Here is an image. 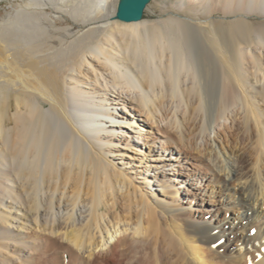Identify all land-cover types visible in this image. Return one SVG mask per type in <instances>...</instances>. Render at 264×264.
<instances>
[{
	"label": "bare ground",
	"instance_id": "obj_1",
	"mask_svg": "<svg viewBox=\"0 0 264 264\" xmlns=\"http://www.w3.org/2000/svg\"><path fill=\"white\" fill-rule=\"evenodd\" d=\"M22 1L0 23V264H264V0L156 22Z\"/></svg>",
	"mask_w": 264,
	"mask_h": 264
},
{
	"label": "rangeland",
	"instance_id": "obj_2",
	"mask_svg": "<svg viewBox=\"0 0 264 264\" xmlns=\"http://www.w3.org/2000/svg\"><path fill=\"white\" fill-rule=\"evenodd\" d=\"M185 0H152L151 4L145 11L143 20H148L156 22L161 17L160 13L157 11L161 7L169 6L174 3H180ZM25 1L14 0V1H4L0 3V23L3 22L8 16L13 15L20 5H24ZM150 7V8H149ZM157 11V12H156ZM142 20V21H143ZM58 25L70 24L68 20L58 21Z\"/></svg>",
	"mask_w": 264,
	"mask_h": 264
},
{
	"label": "water",
	"instance_id": "obj_3",
	"mask_svg": "<svg viewBox=\"0 0 264 264\" xmlns=\"http://www.w3.org/2000/svg\"><path fill=\"white\" fill-rule=\"evenodd\" d=\"M151 2L152 0H120L117 18L124 22L141 20Z\"/></svg>",
	"mask_w": 264,
	"mask_h": 264
}]
</instances>
